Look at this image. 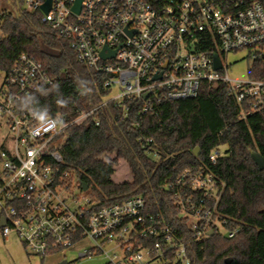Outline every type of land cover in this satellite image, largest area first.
Returning <instances> with one entry per match:
<instances>
[{
  "label": "built area",
  "instance_id": "obj_1",
  "mask_svg": "<svg viewBox=\"0 0 264 264\" xmlns=\"http://www.w3.org/2000/svg\"><path fill=\"white\" fill-rule=\"evenodd\" d=\"M23 0L27 10L42 12V20L71 41L78 60L108 74L110 90L105 101L122 104L126 98H142L139 107L147 115L162 99L183 100L199 95L204 83H224L245 118L264 108V79L233 78L230 53L248 50V57L264 54V3L260 0ZM113 56L103 58L101 51ZM221 67H215V54ZM0 88V226L3 236L15 235L30 254L45 257L65 251L90 237L94 245L78 249V258L103 251L107 242L123 249L106 253V264H146L174 252V259L190 263L186 243L177 239L171 225L160 215L147 212L144 196L132 195L121 202L104 204L92 187L83 188L75 169H64L66 128L86 118L98 107L80 112L74 119L64 115L39 119L35 112H20L22 97L53 84L43 63L21 53L4 71ZM160 77L155 78V76ZM149 93L144 98V93ZM152 157L157 155L152 138L141 136ZM225 147H214L209 161L216 165ZM177 182L188 187L174 196L197 238L216 231L231 237L217 213L224 183L206 170L185 171ZM193 218V219H191ZM152 237V245L138 244ZM144 257L147 261L144 262Z\"/></svg>",
  "mask_w": 264,
  "mask_h": 264
},
{
  "label": "trees",
  "instance_id": "obj_2",
  "mask_svg": "<svg viewBox=\"0 0 264 264\" xmlns=\"http://www.w3.org/2000/svg\"><path fill=\"white\" fill-rule=\"evenodd\" d=\"M21 53L41 61L57 79L25 94L18 104L20 112H35L39 119L64 115L72 120L100 106L110 93L104 85L108 74L80 62L71 41L44 22L40 10H27L23 0H0V71L9 70ZM249 74L264 79V54L253 59ZM123 103L126 117L122 104L108 100L66 128L63 168L75 169L104 204L144 196L147 212L160 215L186 243L189 264H264V169L251 154L264 156V108L241 118L224 83H204L195 98L162 99L147 115L139 112L144 99L126 98ZM141 136L152 138L155 157L148 154ZM220 145L225 154L213 165L209 154ZM120 159L128 163L129 180L113 178ZM187 170L211 171L224 183L217 213L226 228L238 229L233 236L216 229L212 235L195 236L174 198L178 190L188 192L177 182ZM154 240L140 237L138 244L152 245ZM166 258L170 264H183L174 259V252Z\"/></svg>",
  "mask_w": 264,
  "mask_h": 264
},
{
  "label": "rangeland",
  "instance_id": "obj_3",
  "mask_svg": "<svg viewBox=\"0 0 264 264\" xmlns=\"http://www.w3.org/2000/svg\"><path fill=\"white\" fill-rule=\"evenodd\" d=\"M1 3L6 4L3 1ZM6 6L9 8L11 7L9 5ZM227 61L230 65L229 74L233 78L248 79L250 77L249 68L252 65L253 58L248 57V50L230 53L227 57ZM4 78L5 72L0 71V88L3 86ZM113 178L116 181L129 180L132 178L130 168L125 160H119V163L117 164L113 174ZM12 236V245L19 248L14 249V255L16 259L14 264H62L63 260L67 261L66 264H104V262H106V253L118 252L119 255L123 254V249L120 247V244H117L116 242H107L103 245L104 252L100 251L90 258H78V249H84L88 246L94 245V240H92L90 237H85L78 240L73 246L66 249L65 251L60 250L50 253L45 257H41L30 254L18 237L13 234ZM146 261L147 258L144 257V262ZM146 264H163V262L162 260H152Z\"/></svg>",
  "mask_w": 264,
  "mask_h": 264
},
{
  "label": "water",
  "instance_id": "obj_4",
  "mask_svg": "<svg viewBox=\"0 0 264 264\" xmlns=\"http://www.w3.org/2000/svg\"><path fill=\"white\" fill-rule=\"evenodd\" d=\"M81 1L82 0H77L76 1V4L74 6V10L80 11ZM50 4H51V0H47V2L42 5V10L47 13L49 11V9H50ZM105 48L106 47H104V49L101 51V56L103 58H107L108 56H113L116 53V50H113L110 53H107L105 51L106 50ZM214 58H215V67L216 68H220L221 67V61H220L219 55L216 53L214 55ZM157 77H160V75L155 76V78H157ZM148 95H149V93L147 92V93H144L143 96H144V98H147ZM194 152H195L196 155H198L199 152H200L199 147H196ZM251 154H252V158L254 159V161L258 165V167L260 169H264V156L261 153L257 152V151H252ZM88 187H89V184L87 182H83V188L87 189ZM4 224H5V220H4V218H2L1 221H0V226L4 225ZM209 234L212 235L213 231H210ZM66 262H67L66 260H63L62 264H66ZM227 262L229 263L230 260H227Z\"/></svg>",
  "mask_w": 264,
  "mask_h": 264
},
{
  "label": "crops",
  "instance_id": "obj_5",
  "mask_svg": "<svg viewBox=\"0 0 264 264\" xmlns=\"http://www.w3.org/2000/svg\"><path fill=\"white\" fill-rule=\"evenodd\" d=\"M12 237V235L3 236L0 230V264H14L16 262L14 249L19 248L12 245Z\"/></svg>",
  "mask_w": 264,
  "mask_h": 264
}]
</instances>
